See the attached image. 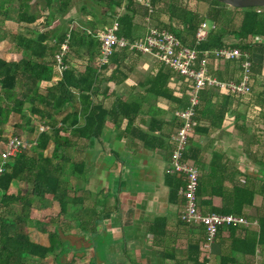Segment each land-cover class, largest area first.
Here are the masks:
<instances>
[{"label": "crops", "instance_id": "obj_1", "mask_svg": "<svg viewBox=\"0 0 264 264\" xmlns=\"http://www.w3.org/2000/svg\"><path fill=\"white\" fill-rule=\"evenodd\" d=\"M36 1L39 2L29 0V11ZM40 2L44 8V0ZM12 3L17 4L15 1ZM142 8L141 5L135 7V36L138 38L143 37L151 27L145 21L146 16L141 17L144 13ZM207 10L194 9L201 17L205 16ZM13 14L14 12H10V17L4 21L2 31L0 30V33H4L0 34V58L6 61L17 60L19 54L6 51L8 45L5 43H8V39L5 36L12 33L13 29L27 28V25L15 22ZM75 21V24H79L78 20ZM39 22L38 19L32 25ZM17 34L31 36L21 32ZM230 38L232 41L233 37ZM222 41L224 43L223 39ZM188 42L187 45L190 44ZM233 43L235 42H231ZM263 57L264 53L256 54L252 50V61L262 67V77ZM77 61L82 62L81 59ZM160 68L150 55L125 53V59L119 67L109 63L106 69L99 72V95L94 98V102H99L106 110L111 109L118 101L139 104L141 109L131 130L137 129L147 134L149 138L146 141L150 145L147 142L145 145L134 132H127L126 119L115 117L107 119L99 138L65 135L70 145L58 154L59 159L55 163L62 167L60 177L72 190L70 196L80 201L71 207L66 216L59 214V205L51 196L46 197L44 204L35 203L31 212L33 222L28 227L30 241L45 247L50 245L48 234L39 232L34 224L43 218H51L61 225L57 232L62 243V254L56 261L53 256L45 260L33 257L34 264H194L195 260H204L205 264H219L221 256L231 257L232 264H264V245L256 248L254 256L233 254L230 252L229 235L224 231L207 248L201 226H186L179 222L181 206L170 203L166 183L171 152L168 140L178 127L176 112L187 105L190 84L162 68L169 76L166 86L174 101L149 94L147 82ZM235 71L234 64L230 62H211L209 65V74L220 80H238L239 78H235ZM261 86L257 97L264 101V82ZM218 94L211 100V105L217 108L226 97ZM242 97H229L231 105L221 124L209 127L205 134L194 131L189 138V148L197 147L201 150L199 163L203 170H200V176L202 172L208 174L212 153L224 156L221 164H226L223 183L225 190L230 191L233 185L252 188L255 191L253 205L244 209V215L249 220H258V214L263 215L264 212V163L246 157L252 164L233 165L232 159L241 154L250 155L255 149L257 151L256 139L264 130V114L253 118L238 116L239 104L236 98ZM254 108L258 107L254 105ZM197 111L198 127L207 128L212 116L203 111L201 103ZM37 126L38 124L34 126L32 133L34 137L37 136ZM149 127L153 131L150 132ZM51 152L52 144L48 146L45 155L50 156ZM30 190L25 183L13 181L9 192L16 194L20 191L24 194ZM198 206L200 213H210L211 208L218 209L222 206V199L216 196L210 198L205 193ZM159 217L165 220L164 236L153 234V222ZM257 231L258 228L237 227L235 237L242 239Z\"/></svg>", "mask_w": 264, "mask_h": 264}, {"label": "trees", "instance_id": "obj_2", "mask_svg": "<svg viewBox=\"0 0 264 264\" xmlns=\"http://www.w3.org/2000/svg\"><path fill=\"white\" fill-rule=\"evenodd\" d=\"M12 1L17 4L14 5ZM147 1L153 8L167 4L166 14L171 22L168 25L163 24L161 28L171 32L184 45L190 41L187 46L191 48L199 51L220 48L226 46L222 41L223 37L230 36L236 40L230 46L243 52L252 53L255 47L264 50V43H251L253 37L264 39V8L233 9L214 0H206L210 8L204 17L216 25L217 31H211L205 42L195 46L193 39L199 24L204 22L202 17L188 7H176L169 1L164 3V0ZM28 2L29 0H0V30L4 21L10 17V12H14L15 22L27 26L34 24L38 17L29 11ZM95 2H100L99 7L110 12L115 18L116 11L120 10L124 4L125 13L117 18L120 26L117 35L129 39L135 38V0H95ZM71 3L72 0H44V12H41L44 25L40 26V30L35 31L30 37L17 34L13 38L14 48L20 58L15 61L0 58V150L5 143L4 129L11 114L18 115L21 120V124H16L14 128L34 133L35 128L31 123L35 121L44 123L50 129L49 132L38 134L36 145L17 153L0 174V264H34L33 257L45 260L49 256H53L56 261L62 254H60L62 243L57 232V229L61 228L60 224L51 218H43L35 222L34 225L39 232L48 234L50 241L48 247L31 242L28 237V227L33 222L31 212L35 203L44 204L47 196H51V199L58 203L59 214L63 216L68 215L71 207L80 201L70 196L72 190L60 177L62 167L55 163L59 159L58 154L70 145L65 135L75 134L80 138H99L107 119L115 117L126 119L127 132H134L145 145L149 138L147 134L137 129L131 130L133 121L141 109L139 104L118 101L115 106L106 110L99 102H94V98L99 95V72L109 65L98 69L99 42L96 34L99 28L96 29L89 24H86V27L80 23L75 27L72 26L69 33V50L64 57L67 69L58 81L52 82V59L69 28L59 35V30L51 29L50 25L56 15L68 11ZM234 13L240 14L237 26H234ZM175 20L178 22L177 27L173 22ZM86 30H90V34ZM69 52H74L77 54V59L85 61L82 70H78L76 64L71 63ZM125 53L124 51L114 52L109 63L119 67L125 59ZM49 59L52 61L51 64L47 62ZM162 68L164 69L161 66L157 74L147 82V92L153 96L174 101L166 86L169 76ZM261 68L259 64L253 62V74L260 75ZM42 84L47 85L44 90L41 89ZM19 91L21 96L18 94ZM217 96H219L218 92L213 89L201 91L200 103L203 104V111L210 114L212 118L209 119L207 128L196 127L195 132L205 134L209 127H217L221 124L231 105V98L224 97L217 108L211 105V100ZM26 108H28L27 114H25ZM151 124L152 120L150 126ZM177 125H180L179 120ZM149 131H153L152 127H149ZM50 144H52V152L50 156H46L45 151ZM147 145L150 144L147 142ZM200 155L199 148L190 147L184 154V158L203 170L201 169L203 166L199 163ZM223 157L222 154L212 153L208 174L202 172L199 178L196 192L198 202L201 196L207 193L210 198L216 196L222 199V206L218 209L211 208L210 213L247 217L244 215V209L253 205L255 191L248 186L236 185H233L230 191L225 190L223 183L226 176V164H221ZM13 181L25 183L31 188L30 192L10 193ZM166 183L169 187L170 203H178V206H181L183 200L178 195V189L182 186L181 179L167 174ZM260 214L257 216L258 231L242 239L235 237L236 226L219 229L217 236L224 231L228 233L231 253L254 256L256 248L264 245V212L263 215ZM153 234L154 236L165 235L164 218L159 217L154 220ZM232 263L231 257H220L219 264ZM194 264H205V262L195 260Z\"/></svg>", "mask_w": 264, "mask_h": 264}, {"label": "built area", "instance_id": "obj_3", "mask_svg": "<svg viewBox=\"0 0 264 264\" xmlns=\"http://www.w3.org/2000/svg\"><path fill=\"white\" fill-rule=\"evenodd\" d=\"M147 10L146 22L150 21L153 6L147 0L141 1ZM113 19L110 25L100 29L96 38L99 42V56L97 59L98 69L108 65L114 52L124 51L136 55H150L156 62L169 70L171 73L182 77L190 84L188 101L185 108L176 112V118L180 125L171 134L168 144L171 146L170 166L168 173L177 176L182 181L178 189V195L183 200L178 219L186 226H201L205 235V246L210 248L216 241L219 229L230 226L242 227L244 229L258 228V221L249 220L245 216L200 213L196 192L198 189L200 174L197 167L190 160L184 158L189 149V138L195 128L199 126L197 121V109L200 104V93L205 89H213L224 96L242 97L250 95L253 84V61L251 53L243 52L236 47L226 45L212 50L199 51L184 45L175 35L161 27H149L143 37L132 39L118 37L119 22ZM216 29L212 23L211 31ZM69 27L64 41L60 44L58 51L53 56L52 82L60 79L62 73L67 69L64 57L69 50ZM90 34V30H86ZM207 25L201 22L195 32V46L205 42L209 36ZM259 37H253L251 43H255ZM256 44V43H255ZM211 62H233L237 64L241 76L240 79L220 80L209 74ZM49 127L39 123L36 134L49 132ZM37 137V136H36ZM36 137L24 140L18 136L10 135L3 143L0 150V174L5 167L14 159L17 153L30 149L36 145Z\"/></svg>", "mask_w": 264, "mask_h": 264}, {"label": "rangeland", "instance_id": "obj_4", "mask_svg": "<svg viewBox=\"0 0 264 264\" xmlns=\"http://www.w3.org/2000/svg\"><path fill=\"white\" fill-rule=\"evenodd\" d=\"M139 1H142V0H135V2H134L135 7H137L139 5L142 6V3ZM168 1L173 6L188 7L191 10H194V9H196L198 11L200 9H208L209 10V8H210V4L206 0H164L163 3L168 2ZM99 3H96L95 0H74L71 3V6L67 12H65L64 14H58L55 16V19L51 22V25H50L51 29H53V30L58 29L59 35H60L65 31V29L69 28V26L75 27L76 26L75 20H78V23H80V25L83 24L84 26L87 27L86 24H89L91 26L93 25V27H96V29L101 28V27L103 28V26L105 27V26L110 25L111 22L113 21V19H115V17H113L110 12H106L105 9H102V7H99V5H98ZM38 6H40L41 8H37ZM124 6L125 5L123 4V7L120 10L116 11V17H117V15H122L125 13ZM155 7H157V9ZM155 7L153 8L154 9L153 13L150 15V21L147 22V23H149V26H151V27H163L162 26L163 24L164 25L170 24L171 20H169L168 15L166 14L167 4H161V5H158ZM208 10L206 11V14H207ZM30 11L37 15L40 22L37 23V25H32L30 27L27 26V28L21 27L22 30L20 28L18 30L13 29L12 33H9V35L5 36L6 39H8V43L7 42L5 43V45H8V48L6 49V51L7 50H8V52L10 51L11 54L17 53V50L14 48V39H13V36L15 34L17 35L18 32H21V33L27 34L29 36L30 35L33 36L35 31L40 30V25H44L43 15L41 14V12H44V8H43V3H41L40 0H39V2L36 1L35 5L31 8ZM143 11H144V13H143ZM104 13H106V15H104ZM142 13L144 15L142 14L141 17L149 16L144 7L142 8ZM13 17H14V14L12 16V19L14 20ZM77 18H79V19H77ZM202 18L207 25V30L209 32H211L212 21L210 19H205V17H202ZM239 20H240V14L234 13V26H237L239 24ZM173 22H174L175 26L177 27L178 26L177 20H175ZM146 27H147V25H146ZM0 34L3 35L4 33L1 32ZM232 39L233 40L230 41L231 40L230 36L223 37L224 43L228 44V45L231 44V42L236 41L234 38H232ZM255 43H258V44L264 43V39H257L255 41ZM254 52L256 54H258L259 52L264 53L260 47H255ZM76 57H77V54H75L74 52H69V59H70L71 63L76 64L78 70H82L83 66H84L83 65L84 60H81L82 62H78L77 61L78 59ZM19 58H20V56L17 57V59H19ZM255 58L257 59L258 57H255ZM263 59H264V57H263ZM47 62L50 64L52 63V61L50 59ZM230 63H233V62H230ZM233 64L236 68L235 78L240 79L241 72H240L237 64H235V63H233ZM253 76H254L253 77L254 82H253L251 94L247 95V96H243L242 98H236L238 100L237 103L239 104L238 105V107H239L238 108V116H240L241 118H243V117L244 118L245 117H247V118L252 117L253 118L254 116H259L261 114H264V101L261 98L257 97V94L260 92V88L262 87L261 85L264 82V77H262L261 75H258V77H257L255 74H253ZM46 86L47 85L42 84L41 89L44 90L46 88ZM18 94H19V96H21L20 91L18 92ZM259 100H262V101L259 103ZM254 105L257 106L258 108H254ZM25 110H26L25 114H27L28 108H26ZM16 124H21L20 119L17 115L11 114L7 120V124H6L5 129H4L3 137L5 140L10 135L19 136L20 138H22L24 140H30V139L34 138V136H32L33 134L30 133L28 130L25 131L23 129L14 128V126H16ZM37 124H39V123H36L35 121H33L31 123L32 126L33 125L36 126ZM258 130L261 131L263 129H258ZM256 146H257L256 148H258L257 151H256V149L254 151L252 150V154H250V155L246 156V155L241 154V155L235 156V158L232 159L233 165H235L236 163H239L240 165L248 166L251 162L248 159H245L246 157H248L250 160H255V161H258L260 163H262V162L264 163V161H262V160H264V130H263V133H260L259 135H257ZM229 161H231V160H229ZM67 166H68V164H67ZM69 167H71V166H69ZM197 168H198L199 174H201L200 167L198 166Z\"/></svg>", "mask_w": 264, "mask_h": 264}, {"label": "water", "instance_id": "obj_5", "mask_svg": "<svg viewBox=\"0 0 264 264\" xmlns=\"http://www.w3.org/2000/svg\"><path fill=\"white\" fill-rule=\"evenodd\" d=\"M214 1L219 2L233 9L264 8V0H214Z\"/></svg>", "mask_w": 264, "mask_h": 264}]
</instances>
